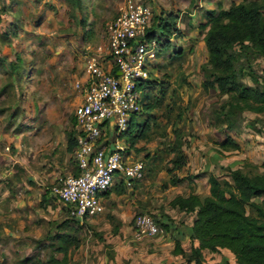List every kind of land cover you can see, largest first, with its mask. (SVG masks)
Returning a JSON list of instances; mask_svg holds the SVG:
<instances>
[{"label":"rangeland","instance_id":"1","mask_svg":"<svg viewBox=\"0 0 264 264\" xmlns=\"http://www.w3.org/2000/svg\"><path fill=\"white\" fill-rule=\"evenodd\" d=\"M126 1L79 0L75 6L65 0H0V264L62 258L55 250L59 243L47 238L61 230L73 240L69 264H180L171 253L173 240L193 216L173 209L171 200L207 195L208 176L226 180L228 169L264 161V115L245 111L229 129L218 116L229 96L202 88L208 76L201 45L207 12L217 17L220 9L251 0H134L149 6L152 30L166 25L169 32L160 31L173 38L150 73L157 83L143 99L149 108L137 117L146 126L144 135L132 147L126 142L128 161L143 166L142 179L122 185L120 194L116 181L104 196L103 215L93 221L79 224L68 215L51 188L76 173L73 153L66 149L81 101L74 85L84 78L86 57L105 44L106 27ZM172 46L185 52H173ZM252 70L263 77L264 59L257 58ZM243 82L252 85L249 78ZM227 137L239 150L220 147ZM177 149L184 154L180 169L174 165ZM196 174L198 179H189ZM137 215L171 227L137 243ZM181 240L189 250L188 239ZM135 246H143L144 258ZM203 257L204 264L222 258L235 264L223 249Z\"/></svg>","mask_w":264,"mask_h":264},{"label":"trees","instance_id":"2","mask_svg":"<svg viewBox=\"0 0 264 264\" xmlns=\"http://www.w3.org/2000/svg\"><path fill=\"white\" fill-rule=\"evenodd\" d=\"M65 1L79 6V0ZM207 13L209 20L203 26V42L208 55V76L203 80L202 88L204 91L217 90L229 96L228 102L220 107L218 116L232 129L236 118L245 111L264 115V76H258L252 70L257 58L264 59V0L231 5L226 10L220 9L217 17L211 12ZM158 26L164 32H169L166 25ZM164 32L161 35L163 44L160 52L170 46L166 44L169 40L165 39ZM245 78H249L252 85L245 84ZM156 83L149 79L139 86L143 91V99L151 85ZM142 108L149 106L145 107L142 103ZM72 124L71 131L66 135L69 153H73L76 147L74 118ZM145 129L144 124L135 117L131 118L124 134L130 147L143 137ZM220 147L225 151L239 150L238 144L228 137L220 143ZM175 152L174 165L180 169L184 154L181 149ZM77 173L76 169L74 174ZM199 177L196 174L189 179ZM226 177V180L220 181L215 176H208L207 195L191 193L187 197L176 196L170 202L173 209L193 216L188 231L180 232L173 240L171 253L179 256L184 264H204L203 252L217 254L221 249L233 255L235 264H264V161L260 166L246 162L241 169H228ZM119 187L117 192L120 194L122 184ZM155 222L165 232L171 227ZM62 226L56 228L62 229ZM182 237L188 239L189 250L182 247ZM47 238L52 245L54 240L59 243L55 250L62 255V258L49 260L47 264H69L67 254L73 246V240L63 230ZM216 264L229 262L222 258Z\"/></svg>","mask_w":264,"mask_h":264},{"label":"built area","instance_id":"3","mask_svg":"<svg viewBox=\"0 0 264 264\" xmlns=\"http://www.w3.org/2000/svg\"><path fill=\"white\" fill-rule=\"evenodd\" d=\"M151 17L148 5L127 0L107 25L105 44L86 57L84 78L74 85L81 93L73 113L78 173L60 179L51 194L79 224L103 215L104 194L116 181L131 187L142 179V164L128 161L124 134L131 118L142 112L139 86L150 79L163 44L162 33L152 30ZM162 234L152 217L134 218L136 242Z\"/></svg>","mask_w":264,"mask_h":264},{"label":"crops","instance_id":"4","mask_svg":"<svg viewBox=\"0 0 264 264\" xmlns=\"http://www.w3.org/2000/svg\"><path fill=\"white\" fill-rule=\"evenodd\" d=\"M160 29H163V28L160 27V26H158V31H159L160 33H162V31H160ZM203 37H204V35L202 36V44H201V45H204ZM168 40H169V42H171V41L173 40V38L170 37ZM184 41H186V39H183V42H184ZM170 46H171V44H170ZM202 47H203V46H202ZM204 47H205V46H204ZM181 49H182L183 52H185V47H184V48H179V49L176 50L175 47H173V46H172V48H171V51H173V52L178 51V52H179ZM180 52H181V51H180ZM103 199H104V197H103ZM189 226H190V225H189ZM189 226H187V228H184V229H183V232H187ZM151 239H153V238H151ZM145 240H150V239H145ZM143 241H144V240H143ZM141 242H142V241H141ZM137 243H138V242H137ZM173 245H174V241H173ZM194 246H197V243H194ZM182 247H183V244H182ZM153 248H154V247H153ZM223 250H224V249H223ZM134 251L139 252V256H140V257H143V258L145 257L144 252H143V251H144L143 246H135V247H134ZM226 251H227V250H226ZM228 252H229V251H228ZM172 256H173V255H172ZM173 257H174L175 259H177V260H181L182 262L179 261L180 264L183 263V260H182L179 256H173ZM228 262H229V264H231L229 260H228ZM234 263H235V262H234Z\"/></svg>","mask_w":264,"mask_h":264}]
</instances>
